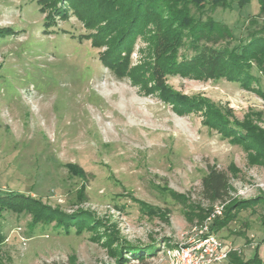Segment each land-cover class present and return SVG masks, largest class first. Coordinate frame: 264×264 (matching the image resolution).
I'll return each instance as SVG.
<instances>
[{
    "label": "rangeland",
    "instance_id": "374dc122",
    "mask_svg": "<svg viewBox=\"0 0 264 264\" xmlns=\"http://www.w3.org/2000/svg\"><path fill=\"white\" fill-rule=\"evenodd\" d=\"M45 15L37 0H0V28L13 30L0 37V190L32 194L67 213L91 210L107 226L65 234L53 225L31 228L30 215L6 213L0 264H118L108 229L139 247L152 238L160 246L145 260L124 254L125 264H164L165 248L200 225L186 210L210 206L201 192L208 166L228 173L237 198L264 194V167L250 165L241 145L208 128L202 112L180 115L160 95L118 78L75 15L50 28ZM204 15L233 28L231 46L264 25L257 0L243 9L208 4ZM139 46L146 44L137 42L133 62ZM261 80L263 94L226 79L166 81L175 92L206 98L264 128ZM263 217L261 205L243 209L216 235L244 259L259 243L264 260Z\"/></svg>",
    "mask_w": 264,
    "mask_h": 264
},
{
    "label": "trees",
    "instance_id": "16d2710c",
    "mask_svg": "<svg viewBox=\"0 0 264 264\" xmlns=\"http://www.w3.org/2000/svg\"><path fill=\"white\" fill-rule=\"evenodd\" d=\"M252 0H37L45 15V26L52 27L57 19L67 20L75 15L83 22L94 46L104 48L100 52L102 63L114 71L118 78H128L145 94H158L172 104L180 115L202 112L208 128L218 131L247 152L250 165L264 167V128L253 118H236L234 111L217 105L206 98L190 97L175 92L168 84L169 75H180L194 80L226 79L238 83L243 88L261 89L264 78V25L250 32L247 38L231 46L234 30L226 22L213 15H204L206 6L212 8H233V4L243 9ZM260 12H264V0H257ZM12 28H0V37L12 32ZM138 41L140 58L133 62L132 53ZM257 85V86H256ZM72 171L81 173L75 164H69ZM230 165L232 172L240 169ZM202 197L210 203L203 208L194 205L187 213L189 220L202 224L214 210L216 203L223 204L221 215H216L210 223V232L217 234L230 221L236 220L243 209L264 208V194L251 199L237 198L234 187L225 170L208 166L202 178ZM170 195L181 198L180 193L169 190ZM136 200V199H135ZM185 203L186 200H183ZM145 202L139 201L144 205ZM195 207V208H194ZM151 213L155 211L149 208ZM6 213L30 215V226L53 225L58 232L69 234L73 229L82 233L106 228L97 214L91 210L64 212L32 194L0 190V244L5 240L3 220ZM264 224V217H263ZM105 232L107 246L119 255L118 264H125L128 254L138 260L153 257L161 250L155 238L142 247L121 241L118 230ZM116 235V236H115ZM264 239V238H263ZM264 243V240L262 241ZM260 244L254 253L244 259L236 251H231L227 264H264Z\"/></svg>",
    "mask_w": 264,
    "mask_h": 264
},
{
    "label": "built area",
    "instance_id": "2783aa9c",
    "mask_svg": "<svg viewBox=\"0 0 264 264\" xmlns=\"http://www.w3.org/2000/svg\"><path fill=\"white\" fill-rule=\"evenodd\" d=\"M223 204L214 205L207 219L195 227L194 234L175 247L165 248L164 264H225L232 251L230 244L210 232V223L221 215Z\"/></svg>",
    "mask_w": 264,
    "mask_h": 264
}]
</instances>
